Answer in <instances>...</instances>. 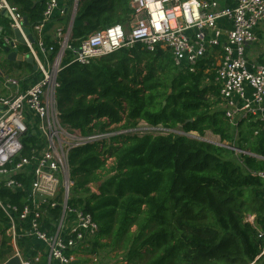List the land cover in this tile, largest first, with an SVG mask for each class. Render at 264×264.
I'll return each mask as SVG.
<instances>
[{
    "label": "trees",
    "instance_id": "1",
    "mask_svg": "<svg viewBox=\"0 0 264 264\" xmlns=\"http://www.w3.org/2000/svg\"><path fill=\"white\" fill-rule=\"evenodd\" d=\"M10 1L30 26L40 21V3ZM129 4L79 1L58 75L60 121L82 136L140 122L178 133L127 134L115 138V145L70 151L73 193L81 196L76 202L99 227L94 248L105 240L126 251L128 264H264V183L251 175L264 171V133L247 118L234 125L225 118L213 73L204 84L205 70L215 60L204 59L195 73L178 71L167 51L149 52L140 43L88 65L73 60V50L89 35L129 25ZM207 134L261 159L238 155L235 160L232 150L205 140ZM33 138L25 136L27 147ZM93 184H99L97 191ZM8 253L1 240L0 264Z\"/></svg>",
    "mask_w": 264,
    "mask_h": 264
},
{
    "label": "built area",
    "instance_id": "2",
    "mask_svg": "<svg viewBox=\"0 0 264 264\" xmlns=\"http://www.w3.org/2000/svg\"><path fill=\"white\" fill-rule=\"evenodd\" d=\"M79 1L39 0L43 11L40 21L29 25L30 41L18 7L0 0V17L7 22L0 25V212L6 244L11 249L6 261L17 257L19 264H36L45 256L47 264L85 260L88 264H128L120 254L106 258L94 248L99 227L76 202L81 196L73 193L69 153L127 134L141 136L161 126L148 125L143 133L138 126L145 122H140L130 129L111 126L82 136L61 123L56 101L58 75L64 53L70 49L68 41ZM232 2L222 6L216 0H130L128 34L121 25L93 33L80 43L79 51L73 50V60L88 65L136 43L149 52L167 51L178 71L195 73L200 62L213 58L215 66L205 70L204 84H209L213 73L225 118L233 125L247 118L264 133V66L249 70L245 58L246 46L256 41L254 29L264 21V0ZM220 21L229 23L230 29L219 27ZM13 52L31 58L35 70L26 74L2 67V61ZM28 134L34 138L27 147L24 139ZM227 148L236 156L261 159L248 151ZM251 175L264 183V171ZM6 192L15 196L14 201L2 196ZM24 239H34L44 248L32 250L34 255L27 257L18 246Z\"/></svg>",
    "mask_w": 264,
    "mask_h": 264
},
{
    "label": "crops",
    "instance_id": "3",
    "mask_svg": "<svg viewBox=\"0 0 264 264\" xmlns=\"http://www.w3.org/2000/svg\"><path fill=\"white\" fill-rule=\"evenodd\" d=\"M8 1L10 3H12L10 0H8ZM31 1L34 2V3H40L39 0H31ZM216 1H218L222 6H225V5L226 6H229V5L231 6L232 3H233L232 2L233 0H216ZM3 20L5 21L6 19H3ZM0 25H2V24H0ZM218 25H219V27H221L223 29H226V30L230 29V24L227 23L226 21H220L218 23ZM52 31H53L52 27L47 30L48 38H49L50 33H52ZM254 35H255L256 41L254 43H252V44L247 45L246 48H245V58H246V61H247V68L249 70L252 69V68L254 69L257 66H264V21L261 22L254 29ZM14 36H15L16 39H18L16 37L15 33H14ZM18 41L21 43V41L19 39H18ZM20 51L22 53V51H23V47L22 46H20ZM21 53L17 54L15 52L16 56H22L23 59H26V57L23 56ZM8 55H7V58H6L5 62L2 61V67H4V68H16V69H18V70H20V71H22L23 73H26V74H27V70H33V65H29L28 64V66H26L25 64H27V63L24 60L20 61V60H17L16 58H15V61H10L8 59ZM0 91H1V85H0ZM0 227L2 229V235H0V241L1 240L4 241L5 245H6V248L9 250V253L7 255V259H8L10 257V255H11V249L6 244L7 240H6V238L4 236V233H3V230H4L5 226H4L3 221H1V220H0ZM25 240H27V241H20L18 243V246L20 247L21 250H23L24 254L27 257H30L31 255L32 256L34 255V252H32V250H34V251H42V249L44 248V245L42 243H40V242H38V241H36L34 239H25ZM96 248L100 249V240L97 241ZM29 249L31 251H29ZM42 260H44L45 263L47 264L45 256H42L40 258V261L38 263H36V264H39ZM75 264H88V262H87V260H85V261H82V262H77Z\"/></svg>",
    "mask_w": 264,
    "mask_h": 264
},
{
    "label": "rangeland",
    "instance_id": "4",
    "mask_svg": "<svg viewBox=\"0 0 264 264\" xmlns=\"http://www.w3.org/2000/svg\"><path fill=\"white\" fill-rule=\"evenodd\" d=\"M123 27V29H124V31H125V33L126 34H128V32H129V29H130V24L129 25H124V26H122ZM218 108V107H217ZM219 109V108H218ZM138 128H140L141 129V131H143V133H145L146 131H148L147 130V128H149L148 127V125L147 124H143V123H140L139 124V126H138ZM154 131L153 132H155L156 130H159V131H162L163 130V128L162 127H157V128H154L153 129ZM240 130H238L237 132H239ZM243 131H245V128L243 129ZM164 132H167V133H175V134H177L178 132H172V131H164ZM192 136H196V135H194V134H191ZM234 136H235V141L236 142H238L239 140H240V137H239V135H237L236 133H234ZM204 139L205 140H207V141H209V142H211V143H216V144H219V138L218 137H215V136H213V135H211V134H207L205 137H204ZM114 141H110L109 143H112L113 145H114V143H113ZM109 143H107V144H109ZM233 158L235 159V160H237L238 159V157H236V155H234L233 156ZM239 160V159H238ZM110 162H111V160H109V161H107V163H109L110 164ZM248 221H250V222H253V217H249L248 219H247ZM100 243H101V246H100V249L98 250V253H100L102 256H104V257H109V256H111V255H117V254H120L127 262H128V260H127V258L125 257V252H124V250H120V249H114V248H112L110 245H109V243L107 242V241H105V240H100Z\"/></svg>",
    "mask_w": 264,
    "mask_h": 264
},
{
    "label": "water",
    "instance_id": "5",
    "mask_svg": "<svg viewBox=\"0 0 264 264\" xmlns=\"http://www.w3.org/2000/svg\"><path fill=\"white\" fill-rule=\"evenodd\" d=\"M23 25H24V32H25V34H27L29 40L31 41L32 39H31V36L29 35V22H28V20H27L26 17L23 18ZM15 35H16V37L22 42V40H21V38H20V35H19L17 32H15ZM77 50H78V49H77ZM78 51H79V50H78ZM15 58H16L17 60H20V61H23V60H24V61H25L27 64H29V65H33V61H32L31 58L23 59L22 56H16L15 52H13V53H11V54L8 55V59H9L10 61H15ZM33 69L35 70V67H34V66H33ZM164 104H165V103H164ZM190 121H192V120H190ZM214 144H216V143H214ZM216 145H219V146L221 145V146H223V147H225V148L228 147V146H226V145H222V144H216ZM98 188H99V184H93V185L91 186V189H92L93 191H97ZM4 264H19V259H18L17 257H13V258L9 259L8 261H6Z\"/></svg>",
    "mask_w": 264,
    "mask_h": 264
}]
</instances>
